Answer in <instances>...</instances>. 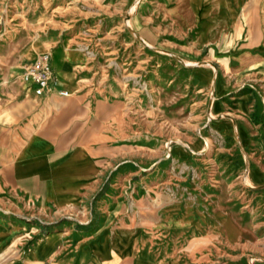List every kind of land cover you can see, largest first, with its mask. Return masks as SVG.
I'll list each match as a JSON object with an SVG mask.
<instances>
[{"label":"rangeland","instance_id":"1","mask_svg":"<svg viewBox=\"0 0 264 264\" xmlns=\"http://www.w3.org/2000/svg\"><path fill=\"white\" fill-rule=\"evenodd\" d=\"M188 2L0 0L1 135L18 145L33 128L59 143L60 152L83 147L95 161L105 177L98 195L87 212L65 214L78 228L95 224V201L108 195L109 207H115L112 225L150 231L166 206L189 202L227 213L251 237L249 218L239 212L241 200L248 199L239 192L246 168L242 152L234 140L211 134L216 96L195 78L211 81L209 63L218 66L217 55L208 60L206 53L216 46L204 45L202 23L191 18ZM72 52L81 58L63 70L71 73L74 88L62 70ZM50 68L63 84L62 95L49 92ZM249 89L255 93L249 112L234 119L244 122L252 141L258 136L254 126L264 125V99ZM27 147L33 154L45 150L36 135ZM67 165L49 191L71 189L73 181L61 176L80 174L83 163L72 156ZM8 216L25 222L34 217L22 207ZM180 235V248L190 256L215 247L208 236L183 246L188 233ZM173 237L165 231L149 252L177 248Z\"/></svg>","mask_w":264,"mask_h":264},{"label":"crops","instance_id":"2","mask_svg":"<svg viewBox=\"0 0 264 264\" xmlns=\"http://www.w3.org/2000/svg\"><path fill=\"white\" fill-rule=\"evenodd\" d=\"M188 3L191 18L202 23L204 45L212 42L216 46L206 53L208 60H212V53L217 55L218 66L209 63L213 68L211 81L204 83L195 78L211 87L216 96L210 108L212 117H216L211 121V134L234 140L242 152L246 168L239 192H247L248 199L241 200L239 212L249 218L251 237L245 238L243 227L227 213L202 210L189 202L166 206L158 219L152 220L150 231L144 227L133 230L126 223L112 225L110 214L115 207H109L108 195L95 201V224L88 228L82 223L83 227L78 228L75 222L65 219V214L87 212L105 177L83 147L60 152L59 143L46 132L31 128L18 145L6 142L0 132V264H264V125L260 121L254 126L258 136L251 141L244 122L234 119H243L249 112L248 103L255 97L249 87L259 101L264 99L259 93L264 92V0ZM80 58L72 52L62 70ZM50 70L53 81L49 92L61 94L63 84ZM63 72L69 75L74 88L71 73ZM232 101L234 105L228 107ZM26 125L16 131L18 138ZM30 135L40 139L45 146L43 152L28 151ZM72 156L82 161L83 169L76 176H61L64 181H73L71 189L49 191L48 185L60 178L59 170L68 166ZM20 207L34 217L25 222L8 216ZM168 230L174 236L172 246L178 247L157 254L149 252L154 241ZM183 232L188 233L183 246L208 236L215 247L190 256L180 248ZM197 259L201 262L196 263Z\"/></svg>","mask_w":264,"mask_h":264}]
</instances>
